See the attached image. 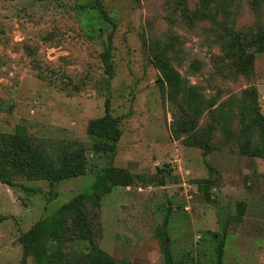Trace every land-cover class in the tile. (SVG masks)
<instances>
[{
  "label": "rangeland",
  "instance_id": "1",
  "mask_svg": "<svg viewBox=\"0 0 264 264\" xmlns=\"http://www.w3.org/2000/svg\"><path fill=\"white\" fill-rule=\"evenodd\" d=\"M259 35L264 0H0V151L21 130L87 160L61 182H0V264H23L22 236L108 170L83 209L93 242L57 244L59 264H166L164 232L176 264H264V52L244 46ZM107 101L115 154L88 132Z\"/></svg>",
  "mask_w": 264,
  "mask_h": 264
},
{
  "label": "trees",
  "instance_id": "2",
  "mask_svg": "<svg viewBox=\"0 0 264 264\" xmlns=\"http://www.w3.org/2000/svg\"><path fill=\"white\" fill-rule=\"evenodd\" d=\"M99 8V5H96ZM102 13L103 10H101ZM112 43L111 36L109 44ZM243 46L242 42H238ZM255 49V53L264 52V36H254L244 45ZM106 58H111L110 48L106 50ZM166 81L172 84L176 78L172 74L165 75ZM175 84H172L174 86ZM105 115L92 120L88 126L89 135L94 139L93 150L98 153L115 154L117 144L121 138L119 121L111 113L109 101L105 105ZM256 120L260 127L264 147V116L257 114ZM4 146L0 151V182L13 186V178L23 177L27 181H47L57 183L64 180L80 177L86 174L87 160L81 149L75 153L66 155L60 162H56L51 156L42 152L31 143V140L21 130L16 134H8L3 139ZM113 170L106 171L99 176L94 185L82 194L77 195L68 203L63 204L49 217L37 222L22 238L24 250L23 264L28 257H34L35 264H59V254L55 251L57 244L76 239L82 242H93L90 222L85 213L84 206L91 199L99 205L102 197L111 189L106 188L108 182L113 179ZM119 180H113L112 185H123L125 180L118 176ZM207 200L210 196L207 195ZM168 218L165 226L168 225ZM162 246L166 264H176L170 245L167 242V234L162 236ZM221 252L218 264H223Z\"/></svg>",
  "mask_w": 264,
  "mask_h": 264
}]
</instances>
